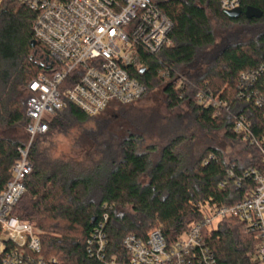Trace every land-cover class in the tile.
<instances>
[{"label":"trees","instance_id":"trees-1","mask_svg":"<svg viewBox=\"0 0 264 264\" xmlns=\"http://www.w3.org/2000/svg\"><path fill=\"white\" fill-rule=\"evenodd\" d=\"M151 1L173 22V45L158 56L140 52L142 67L131 68V76L146 88L144 97L162 84L168 106L175 109L187 103L202 128L224 130L228 138L251 148V140L264 145V0L241 1L243 11L253 7L262 12L261 18L252 19L244 14L228 16L219 0ZM36 18L37 13L15 0H0V194L27 143L28 85L42 71L41 57L49 56L48 49L35 39ZM213 20L224 29L220 42ZM181 79L186 81L183 86ZM200 91L225 103L229 112L198 106ZM102 115L89 117L70 106L52 117L48 133L32 145L29 160L34 169L13 215L41 232V250L35 257L58 264H102L88 253V241L105 214L109 215L108 258L128 260L123 247L128 235L147 240L152 231L160 230L174 245L204 220L208 208L242 202L256 186L244 178L246 172L263 169L256 147L258 157L242 165L237 160L226 162L214 147L196 151L185 136L170 140L155 161L156 148L144 150L145 138L136 133L114 148L105 144L100 149L99 141L108 135L106 124L82 132L81 143L92 149L87 161L54 156L48 146L54 134H67L74 122L83 126ZM241 117L250 125L252 138L235 132ZM231 170L234 177L229 175ZM126 208L130 211L119 212ZM207 243L217 264H259L253 256L261 239L248 233L246 224L237 218L222 221L207 234Z\"/></svg>","mask_w":264,"mask_h":264},{"label":"built area","instance_id":"built-area-1","mask_svg":"<svg viewBox=\"0 0 264 264\" xmlns=\"http://www.w3.org/2000/svg\"><path fill=\"white\" fill-rule=\"evenodd\" d=\"M37 13L34 35L48 49L41 57L42 71L28 85V142L12 170V179L0 194V264H58L35 257L41 250V232L13 215L14 208L27 193L25 181L33 172L29 160L35 141L46 135L53 116L70 106L89 117L106 112L112 104L132 105L146 95V88L130 74L139 67L140 52L158 56L171 47L173 22L151 0H15ZM225 12L240 8L242 0H219ZM181 79L179 85H185ZM259 105L261 99L256 98ZM196 104L205 108H228L208 92L200 91ZM235 132L249 135L244 117L236 121ZM261 153L263 169H251L244 178L254 181L242 202L234 206L211 207L201 223L193 225L174 245L160 230L147 240L128 235L123 247L127 261L108 258L106 225L109 215L88 241V253L102 264H217L209 248L207 234L219 224L237 218L247 232L261 239L254 259L264 264V145L251 140ZM229 175L234 177L233 170Z\"/></svg>","mask_w":264,"mask_h":264},{"label":"rangeland","instance_id":"rangeland-1","mask_svg":"<svg viewBox=\"0 0 264 264\" xmlns=\"http://www.w3.org/2000/svg\"><path fill=\"white\" fill-rule=\"evenodd\" d=\"M213 27L217 41L220 42L224 36V29L215 20H213ZM142 65L139 61L138 68ZM100 124L107 125L108 134L99 141L100 149L105 148V144L114 148L130 133H136L145 138L144 150L150 146L156 148L152 155L154 161L160 158L164 146L177 136L188 138L192 148L199 152H204L210 147L220 150L226 162L237 160L240 164L246 165L258 157L254 147H249L246 142L231 140L226 136V131L212 132L202 128L196 122L187 103L175 109L170 108L162 84H156L146 97L132 105L122 107L113 104L97 122H90L83 126L74 122L69 133H56L52 138L50 137L48 146L53 149L54 156L57 158L66 161L76 160L80 163L87 161L92 149L88 144L81 143L84 142L82 132L95 130V126ZM21 132L24 133V129ZM97 149L99 148H96V152ZM143 181L147 182L148 179L144 177ZM129 211L130 208L119 210V212Z\"/></svg>","mask_w":264,"mask_h":264},{"label":"water","instance_id":"water-1","mask_svg":"<svg viewBox=\"0 0 264 264\" xmlns=\"http://www.w3.org/2000/svg\"><path fill=\"white\" fill-rule=\"evenodd\" d=\"M226 14L233 18H237L244 14L248 19L261 18L263 15L259 9L253 7H249L246 11H243L242 8H238L235 11L226 12Z\"/></svg>","mask_w":264,"mask_h":264}]
</instances>
